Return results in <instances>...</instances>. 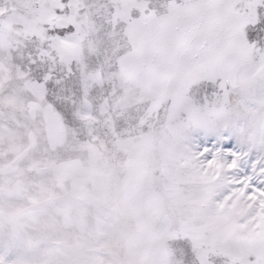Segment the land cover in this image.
<instances>
[{"label":"snow or ice","instance_id":"snow-or-ice-1","mask_svg":"<svg viewBox=\"0 0 264 264\" xmlns=\"http://www.w3.org/2000/svg\"><path fill=\"white\" fill-rule=\"evenodd\" d=\"M0 264H264V0H0Z\"/></svg>","mask_w":264,"mask_h":264}]
</instances>
